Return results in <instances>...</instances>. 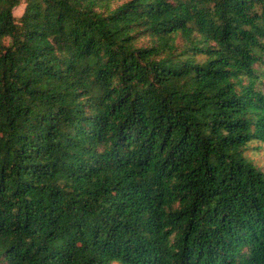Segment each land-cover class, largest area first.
<instances>
[{
  "label": "trees",
  "instance_id": "1",
  "mask_svg": "<svg viewBox=\"0 0 264 264\" xmlns=\"http://www.w3.org/2000/svg\"><path fill=\"white\" fill-rule=\"evenodd\" d=\"M19 3L0 264H264V0Z\"/></svg>",
  "mask_w": 264,
  "mask_h": 264
},
{
  "label": "rangeland",
  "instance_id": "2",
  "mask_svg": "<svg viewBox=\"0 0 264 264\" xmlns=\"http://www.w3.org/2000/svg\"><path fill=\"white\" fill-rule=\"evenodd\" d=\"M25 2L26 0H20L19 5L13 9L14 15L19 16L22 14L25 7ZM245 153L257 166L264 170V144L251 143L250 147Z\"/></svg>",
  "mask_w": 264,
  "mask_h": 264
}]
</instances>
